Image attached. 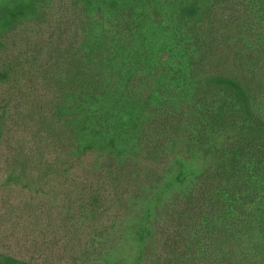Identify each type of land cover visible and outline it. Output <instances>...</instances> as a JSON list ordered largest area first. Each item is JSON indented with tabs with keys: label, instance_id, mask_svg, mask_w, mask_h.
Wrapping results in <instances>:
<instances>
[{
	"label": "trees",
	"instance_id": "trees-1",
	"mask_svg": "<svg viewBox=\"0 0 264 264\" xmlns=\"http://www.w3.org/2000/svg\"><path fill=\"white\" fill-rule=\"evenodd\" d=\"M3 2L0 46L54 6ZM65 5L57 44L27 43L23 70L6 58L0 124L12 123L23 93L28 114L45 112L41 126L52 119L67 130V159L97 151L95 169L118 182L137 170L127 224L135 248L123 256L111 244L103 264H264V115L243 83L203 70L211 0H76L69 34ZM19 73L26 88L11 81ZM19 179L12 171L5 181ZM159 240L172 252L160 255ZM0 264L39 263L0 252Z\"/></svg>",
	"mask_w": 264,
	"mask_h": 264
},
{
	"label": "rangeland",
	"instance_id": "rangeland-1",
	"mask_svg": "<svg viewBox=\"0 0 264 264\" xmlns=\"http://www.w3.org/2000/svg\"><path fill=\"white\" fill-rule=\"evenodd\" d=\"M75 1L47 0L54 6L48 13L51 17L43 19V24L31 20L11 29L0 46V72L7 57L19 61L26 44L34 43L38 37L43 47L48 42L57 44L56 7L63 3L67 4L63 9L69 12L60 27L71 33L69 17L77 11ZM3 7L0 0V10ZM205 17L204 46L210 54L203 60V70L243 83L253 92L259 113L264 115V0H211ZM39 56H29L30 66ZM16 62L14 70H23L22 62ZM30 66L27 67L33 74L37 66ZM16 77L21 83L22 73L13 74L11 81ZM5 87H9L7 83L0 84V102ZM24 91L29 92L28 88ZM14 95L17 100L18 94ZM18 97L13 108L17 105L20 111L16 114L13 110L12 123L0 124L5 131L0 139V252L39 264H103L104 255L110 259L111 244L123 256L132 252L135 247L127 224L133 206L132 179L137 170H129L118 182L95 169L97 151L88 148L79 151L75 159H67L63 153L67 130H54L58 124L52 119L48 126H41L45 112L28 114V101L24 99L27 95L20 93ZM12 171L20 179L8 183L5 180ZM158 244L160 255L172 252L169 246L162 245V240ZM183 248L176 256L184 252ZM186 261L187 258L182 262Z\"/></svg>",
	"mask_w": 264,
	"mask_h": 264
}]
</instances>
